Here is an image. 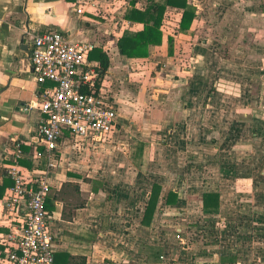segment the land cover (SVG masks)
Returning a JSON list of instances; mask_svg holds the SVG:
<instances>
[{
  "label": "crops",
  "instance_id": "1",
  "mask_svg": "<svg viewBox=\"0 0 264 264\" xmlns=\"http://www.w3.org/2000/svg\"><path fill=\"white\" fill-rule=\"evenodd\" d=\"M212 1L224 14H215L217 20L222 19L221 37L215 43L219 51L231 47L235 52L249 53L251 47L264 46V8L258 7L256 11L248 7L239 20L241 26L232 30L227 23L230 5L244 1L248 4L250 0ZM76 2L0 0V264H5L2 237L19 230L26 215L23 205L13 209L6 200L13 186L7 175V167L13 162V140L23 143L25 158L31 162L30 168L23 167L26 177L43 176L47 171L39 136L40 112L27 111L26 107L37 100L30 62L32 37L51 29L107 53L110 66L102 81L118 111V130L112 142L92 144L73 140L67 133L60 142L56 165L46 173L52 199V205L48 204L46 209L54 254L60 256L57 264H71V257H84L88 263L115 264H264V229L261 234H246L238 229L224 233L230 210L264 209V201L255 202L264 199V108L254 103L256 98L264 100V66L259 68L261 76L257 78L251 69L246 78L249 87L245 88L244 84L238 85L241 81L235 75L231 82L224 78L225 68L239 64V59H226L217 53L213 62L217 74L208 77L212 41H192L198 18L202 24L200 32L207 35L209 15L207 11L201 15L193 3L197 18L188 33L178 32L181 12L177 9L168 8V13L175 16V33H166L164 23L166 35L189 38L186 44L191 55L184 68H176V74L182 76L179 81H184L183 89L136 91L129 85L130 68L136 65L143 69L141 63L151 61L157 49H165L164 45L151 47L147 58H128L120 52L117 40L127 29L142 28L141 24L125 19L130 0L123 17L107 18L91 13L78 15L74 10ZM136 5L144 9L147 2L137 0ZM259 23L262 28L256 27ZM255 34H263V42L257 43ZM250 59L255 66L259 64L255 60H264L254 54L242 57V61ZM89 62L99 65L95 60ZM151 73L157 74L156 78L150 76L156 80L151 81V86L167 80L161 79L163 75L158 70ZM255 82H259L257 89ZM230 84L237 88L230 91ZM171 98L176 100L174 105L167 103ZM152 130H167L168 136L164 140L148 137ZM209 145L215 155L207 154ZM247 145L251 149L241 153L248 160L244 157L241 162L248 164V169L241 173L237 168L239 157L227 154H235L238 147ZM257 146L259 149H255ZM226 147L229 148L225 152ZM229 178L233 185L226 188ZM154 183L161 186V194L151 223L145 226L142 219ZM170 191L177 193L175 204L165 202ZM210 191L220 194L218 211L203 208L202 195ZM245 194L250 203L226 199L227 195L244 198ZM252 223L264 228V213L250 219L249 224ZM207 225L213 226L216 233H202L204 229L200 228Z\"/></svg>",
  "mask_w": 264,
  "mask_h": 264
},
{
  "label": "built area",
  "instance_id": "2",
  "mask_svg": "<svg viewBox=\"0 0 264 264\" xmlns=\"http://www.w3.org/2000/svg\"><path fill=\"white\" fill-rule=\"evenodd\" d=\"M128 0H77L75 12L107 18L123 17ZM93 45L75 42L60 30L51 29L32 37L30 62L37 84V100L27 111L38 109L39 136L47 171L57 162L61 140L68 133L73 140L110 143L118 130V111L109 90L89 62ZM23 143L13 140V162L7 175L13 181L6 198L11 208L23 205L26 215L16 232L2 237L5 264H57L54 256L50 217L46 209L49 184L43 176L26 177L19 165L25 158Z\"/></svg>",
  "mask_w": 264,
  "mask_h": 264
},
{
  "label": "rangeland",
  "instance_id": "3",
  "mask_svg": "<svg viewBox=\"0 0 264 264\" xmlns=\"http://www.w3.org/2000/svg\"><path fill=\"white\" fill-rule=\"evenodd\" d=\"M145 2H147V1L141 0L142 4H145ZM191 2L196 4L199 7L198 11H199V13L202 12L201 15H204V13L206 11L208 12V15H209V31L207 32V35L205 34V31H203V30H202V32H200V25H202V24H200L199 18H198V21L195 23V26H196V30L194 32L195 37L192 41V42L202 43V41H205L207 38L210 39V41H212L211 45L213 46V49L210 50L209 57H208L209 58V66H208V71H207L208 77L214 78L217 74L216 67L213 63L215 61L214 58H215V56H217L216 55L217 53H218V55H220L219 53H221L223 58L230 59V60L237 57V59H239V64L227 66V68H225V70H224L227 72V75L224 78L228 82H231V79H233V77L235 75L236 77H239L238 78L239 83L241 81V83L238 85L241 86V84H244L245 88H246V86L248 88L249 83L246 82V78L248 77V75L251 74V72H250L251 69L255 70V77L256 78L261 76L259 68L264 66V60H262V61L261 60H255L256 62L259 63L255 66V65H252L251 59L248 61H242V57L247 58L248 54H254V55H256V57H261L264 59V46L262 48H261V46H258V45H256L255 48L251 47V50L249 53L246 52V50H239V51L235 52L233 50L234 48H231L230 46H229L230 48H228V47L221 48V50L219 51L215 45V43H218L217 41L221 37L220 36L221 32L219 29V24H220L219 22H221L222 19L217 20L216 16H215L216 13L221 15V12H219V8L217 9V6L215 5V1H212V0L210 2H208V1L205 2V0H191ZM230 6H231V9L233 11L231 10V12L228 14L227 23H228V29L231 28L233 30L235 27L241 26V21H239V20L243 18L245 12L248 10V7H250L249 9H255L256 11L258 10L257 9L258 7H259V9L260 8L263 9L264 8V0H250V1H248V4L245 1L244 2H238V3H236L234 5H230ZM200 7H201V10H200ZM224 13H225V11H224ZM201 15L199 14V16H201ZM222 15H224V14H222ZM257 18H258V16H257ZM175 22H176L175 16L170 12L168 17H167V20L165 22V32L166 33H168V32L175 33V31H174V29L176 28ZM256 22H259V20L256 19ZM256 27L262 28L263 24L262 23L256 24ZM216 28H218L219 33H217ZM262 35L255 34V41L257 43L263 42V36ZM225 38L226 37H224V39ZM235 38H237V36H235ZM175 39L176 40L174 42V49H175L176 56L174 59L168 60L167 59L168 57H166V49L162 48V49H157L155 51L156 56L153 57V59H151V61L146 62V63L145 62L141 63L140 66L143 67V69H137L136 65L133 67L130 66L131 64L129 65V67H132V68H130V76H129V85L132 89H134L136 91L139 90V88H143L146 90L162 88V89H166L169 91H172V90L177 91L178 89H180V90L183 89L182 84L184 81L183 80L179 81V79L182 76H178L176 74L177 73L176 68H179V67L184 68L185 67L184 63L186 62V60L189 59V57H190L189 55H191V53H190L191 49L189 48V45L186 44L189 41V38L177 37ZM230 42H231V40L227 43H225V42L224 43L227 45V44H230ZM234 52H235V55H233ZM157 70L159 72H161L163 75L161 77V79H167V80L160 82V84H156L157 86L156 85L151 86L153 84V83H151V81L156 83V80H153V79L151 80L150 76L152 75L155 78L157 76V74H154L151 72L152 71L157 72ZM196 70L199 71V69H196ZM199 72H195V73L198 75ZM139 73H141V74H139ZM231 74H233V76ZM233 81L238 83V81H236V80H233ZM173 83H177V84L174 85ZM214 83H216V82H214ZM258 84H259V82H255V88L256 89L258 88ZM215 87H216V84L215 85L213 84L214 89H215ZM234 88H237V85L230 84V88H228V89L230 91H234ZM167 103L174 105L176 103V100L174 98H171V99L167 100ZM254 103H257L259 108H264V100L263 99L256 98ZM152 132L153 133L151 135H149L148 137H151L154 139H159V140H164L168 136L167 130H164V131L152 130ZM213 132L214 131L210 132L211 136L214 135ZM132 134H133V137L135 138L136 131H133ZM119 135H121V133H119ZM145 137H147V136H145ZM243 137H245V135ZM262 147H263V145H262ZM207 148L209 149V151L207 153L208 155H215L213 150H212L213 146L209 145ZM228 148L229 147H226L225 152L228 151L227 150ZM256 148L259 149L258 146L255 147V149ZM249 149H251V148H249L248 145L247 146H240L236 149L235 154H232V153L227 154L228 157H233L235 159L237 156L239 157V159H240L239 160V166H237V168L241 170V173L247 172L248 164L246 165V163H244V162L242 163L241 159L243 160L245 157V159L248 160L247 156H244L243 153H247ZM241 152H243V153H241ZM258 154H259L260 158L263 157L262 152H258ZM181 160L183 161V158H181ZM213 162H215V161H213ZM257 164H258V162L256 161V165ZM211 169H214L213 165H211ZM252 169H253V167H252ZM241 175H244V174H241ZM232 182H233V179L229 178L227 180V182H225L226 188H227V186L232 187V185H233ZM227 197H229V198H226L227 201L230 200L229 202L240 200V201H245L247 203H250V201H249L250 197L247 196L246 194H245L244 198H242V195L239 198L231 197V195L230 196L227 195ZM258 200H259V202L264 201L263 198H259V199L255 200V202L256 201L258 202ZM247 203H245V204H247ZM248 208H250V207H248ZM253 213H254V215H253ZM258 213H259V215L261 213H264V209H255L254 212H253V210H249V209H242L241 211L230 210V213L228 214L229 220L227 221V224H226L228 226L224 227L225 228L224 233H227V232L231 233V231H233L235 229H238V232L242 230L241 232L242 233L246 232V234H249L252 231L257 232L258 234L263 233V229H264L263 227L253 225V223L249 224V220L252 219L253 217H256ZM224 214L227 215V212ZM221 223L224 224L223 222H221ZM249 225H251L250 228H248ZM212 227L213 226L207 225L205 228L201 227L200 229H204L202 231V233H205V234H208L211 236V235H213V233H216L215 228H212ZM159 249L161 250V248H159Z\"/></svg>",
  "mask_w": 264,
  "mask_h": 264
},
{
  "label": "trees",
  "instance_id": "4",
  "mask_svg": "<svg viewBox=\"0 0 264 264\" xmlns=\"http://www.w3.org/2000/svg\"><path fill=\"white\" fill-rule=\"evenodd\" d=\"M136 3L137 0H130V8L125 15V19L132 24H141L142 28L124 31L123 35L117 40L120 52L128 58L144 59L150 56L151 47L164 45L166 55L174 59L176 56L174 49L175 38L164 33V23L169 15L168 8L177 9L181 12L177 29L179 33L186 34L191 30L193 22L197 18V7L189 0H147V6L144 9H139ZM89 59L99 63L97 71L102 80L110 66L109 56L102 48H95L89 54ZM19 165L26 176L23 167L30 168L31 162L27 158H22L19 160ZM160 194L161 186L154 183L144 211L143 225H150ZM165 202L167 204H175L177 202V193L170 191ZM202 203L205 211H218L220 209V194L216 191L205 192L202 195ZM48 204L52 205V199H50L49 194L45 202L46 208ZM54 256L57 263L60 256L55 254ZM71 259V264H115L110 261L88 263L84 257H71Z\"/></svg>",
  "mask_w": 264,
  "mask_h": 264
}]
</instances>
